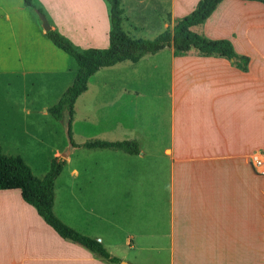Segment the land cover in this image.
I'll return each mask as SVG.
<instances>
[{
	"label": "crops",
	"instance_id": "0c3cea01",
	"mask_svg": "<svg viewBox=\"0 0 264 264\" xmlns=\"http://www.w3.org/2000/svg\"><path fill=\"white\" fill-rule=\"evenodd\" d=\"M156 1L167 6L162 28L170 31L198 2ZM33 2L50 29L87 42L93 29L85 24V0L83 8L78 2L67 8L62 0ZM77 5L81 12L73 11ZM197 28L208 39L228 40L248 57L247 70L225 58L175 56L165 48L163 104L148 103L146 120L139 104L121 116L139 131L131 139L139 153L118 150V211L115 182L105 183L114 170L76 166L71 155L82 147L65 160L62 207L54 184V215L121 261L130 253V264H264V4L222 0ZM52 47L23 0H0V75H57ZM121 91L130 100L139 96L138 87ZM123 119L118 124L125 126ZM253 154L263 161L259 172ZM0 264L106 263L59 237L12 189L0 190Z\"/></svg>",
	"mask_w": 264,
	"mask_h": 264
},
{
	"label": "rangeland",
	"instance_id": "374dc122",
	"mask_svg": "<svg viewBox=\"0 0 264 264\" xmlns=\"http://www.w3.org/2000/svg\"><path fill=\"white\" fill-rule=\"evenodd\" d=\"M67 8L73 7L75 2L81 4L83 0H62ZM121 9L127 8L125 16L122 15L121 28L131 38L151 40L164 29L163 22L167 20L168 10L164 3L156 0H119ZM87 12L86 21L92 27L87 31V42L67 39L78 51L90 48L105 49L108 47L109 5L105 0H85ZM77 5V10L81 12ZM155 9V10H154ZM73 13V12H72ZM76 19L80 15L76 14ZM198 32L197 27L192 28ZM57 75L10 76L0 75V154L18 156L30 168L32 174L42 178L48 171L54 157L59 159L67 145L63 127V118L56 119L49 108L57 103L65 90L72 84L77 71L74 59L56 47ZM168 50L156 56L146 55L137 66L122 62L112 67L101 68L92 75L87 89L75 101L69 122V137L74 147L92 139L104 141L131 140L138 136V130L130 129L125 124L127 116L124 114L139 104L143 106V116L146 120V106L150 102L163 101L167 81L163 68V59ZM138 87L139 96L130 100V96H123L121 88ZM118 118L123 119L118 124ZM136 141V140H135ZM137 142V141H136ZM58 151L57 156H53ZM73 163L78 167L101 166L114 170V176H107L105 183L112 180L116 187L113 191L114 203L118 211V150L77 148L71 155ZM61 159V158H60ZM63 160V159H62ZM108 173H110L108 171ZM61 174V175H60ZM60 175V176H59ZM59 177L54 180L56 196L62 207L65 201L67 168L63 165ZM110 175V174H108ZM105 178V177H104ZM107 209L112 190L106 191ZM106 209V210H107ZM110 213L109 209L107 213ZM118 223V215H115ZM108 219L110 215L108 214ZM118 242V241H117ZM118 251V249H117ZM130 253L126 259L128 262ZM129 263V262H128ZM130 264V263H129Z\"/></svg>",
	"mask_w": 264,
	"mask_h": 264
},
{
	"label": "trees",
	"instance_id": "16d2710c",
	"mask_svg": "<svg viewBox=\"0 0 264 264\" xmlns=\"http://www.w3.org/2000/svg\"><path fill=\"white\" fill-rule=\"evenodd\" d=\"M109 5L108 47L90 48L78 51L56 30L50 29L45 36L56 48L72 57L77 71L72 84L65 90L49 112L60 119L64 110L72 114L76 99L86 91L89 78L101 68L112 67L118 63H137L146 55H153L172 47L175 56L196 54L227 59L241 71L247 70L248 57L235 52L232 44L225 39L211 40L200 32L192 30L200 27L222 0H198L195 8L186 16L175 21L172 31L165 29L151 40L129 37L121 28L123 10L119 0H105ZM257 1L264 4V0ZM26 7L39 10L33 0H23ZM79 147L87 149H116L129 155L139 153L135 140L104 141L92 139ZM65 160L54 157L48 171L42 178L35 177L30 168L18 156L0 154V190L17 189L24 202L31 205L38 216L62 239L81 246L92 256L106 264H119L121 260L111 255L96 239L85 236L70 228L53 213L54 180L59 175Z\"/></svg>",
	"mask_w": 264,
	"mask_h": 264
},
{
	"label": "water",
	"instance_id": "95a60500",
	"mask_svg": "<svg viewBox=\"0 0 264 264\" xmlns=\"http://www.w3.org/2000/svg\"><path fill=\"white\" fill-rule=\"evenodd\" d=\"M35 14L37 15L38 19L40 20L41 27L44 32H47L50 30V25L46 19V16L40 12L39 10H34ZM62 118H63V127H64V132L67 140V145L65 149L63 150L62 153L59 154V157L63 160H66L69 158V156L74 152L76 147L71 143L70 137H69V122H70V113L67 110H64L62 112ZM119 264H129L128 262L121 261Z\"/></svg>",
	"mask_w": 264,
	"mask_h": 264
},
{
	"label": "built area",
	"instance_id": "2783aa9c",
	"mask_svg": "<svg viewBox=\"0 0 264 264\" xmlns=\"http://www.w3.org/2000/svg\"><path fill=\"white\" fill-rule=\"evenodd\" d=\"M250 160L254 170L259 172V167L263 164V161L261 160L260 156L258 154H253Z\"/></svg>",
	"mask_w": 264,
	"mask_h": 264
}]
</instances>
